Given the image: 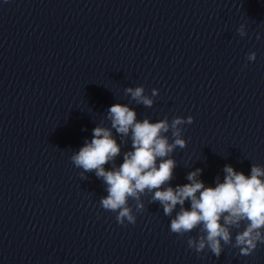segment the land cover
<instances>
[{
	"label": "clouds",
	"instance_id": "clouds-1",
	"mask_svg": "<svg viewBox=\"0 0 264 264\" xmlns=\"http://www.w3.org/2000/svg\"><path fill=\"white\" fill-rule=\"evenodd\" d=\"M237 32L246 36V25L241 24ZM246 59L255 61L256 53H248ZM124 94L136 105L151 108L159 90L154 88L151 95H146L144 86L139 85L125 87ZM105 118L110 126L97 124L92 139H86L70 159L81 169L82 180L88 179L86 173L94 172L103 181L107 196L100 198V207L115 213L119 225H135L137 214L146 207L142 197L150 195L149 204L159 203L163 214L171 217L170 232L178 238L187 235V246L197 255L207 250L219 258L225 246H230L238 249L240 256H250L264 245V165L252 164L250 175H245L226 164L223 181L217 176L214 187L205 185L200 179L203 169L196 168L186 175L189 183L172 187L177 167L173 153L178 147L186 148L182 126L194 123V117L174 116L170 122L165 117L151 122L147 117L138 119L129 104L116 103ZM129 141L130 150L122 153L121 145ZM121 154L123 162L117 166L115 161ZM108 164L110 169L105 168ZM129 200L135 202V210ZM186 202L190 207H185ZM233 230H237L234 241ZM193 232L195 236L188 235Z\"/></svg>",
	"mask_w": 264,
	"mask_h": 264
}]
</instances>
